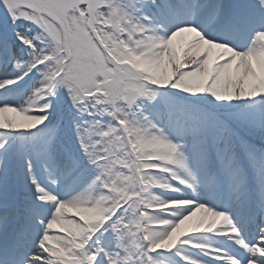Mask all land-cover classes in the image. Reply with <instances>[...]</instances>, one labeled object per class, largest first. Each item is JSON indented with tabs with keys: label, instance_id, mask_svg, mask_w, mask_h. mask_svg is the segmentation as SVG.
<instances>
[{
	"label": "snow or ice",
	"instance_id": "snow-or-ice-1",
	"mask_svg": "<svg viewBox=\"0 0 264 264\" xmlns=\"http://www.w3.org/2000/svg\"><path fill=\"white\" fill-rule=\"evenodd\" d=\"M0 264H264V0H0Z\"/></svg>",
	"mask_w": 264,
	"mask_h": 264
}]
</instances>
